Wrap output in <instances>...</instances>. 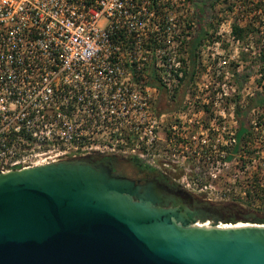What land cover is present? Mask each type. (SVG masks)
<instances>
[{"label": "built area", "instance_id": "obj_1", "mask_svg": "<svg viewBox=\"0 0 264 264\" xmlns=\"http://www.w3.org/2000/svg\"><path fill=\"white\" fill-rule=\"evenodd\" d=\"M196 20L190 0H0V171L117 154L203 201L264 198L255 109L237 137L247 98L227 104L195 63L180 106L157 110L154 83L171 95L192 67Z\"/></svg>", "mask_w": 264, "mask_h": 264}, {"label": "water", "instance_id": "obj_2", "mask_svg": "<svg viewBox=\"0 0 264 264\" xmlns=\"http://www.w3.org/2000/svg\"><path fill=\"white\" fill-rule=\"evenodd\" d=\"M163 191L85 157L0 171V264H264V223Z\"/></svg>", "mask_w": 264, "mask_h": 264}, {"label": "rangeland", "instance_id": "obj_3", "mask_svg": "<svg viewBox=\"0 0 264 264\" xmlns=\"http://www.w3.org/2000/svg\"><path fill=\"white\" fill-rule=\"evenodd\" d=\"M257 1V0H256ZM191 5L196 9V29L201 24L212 19L213 26L207 25L206 32L207 38L204 40L202 47L210 46L209 51L214 52V56L210 52L197 53L196 57V78L198 81L202 80L210 83L211 87H228L229 94L227 97V104L237 102L241 97L249 98L248 92L264 91V79L259 80V58L260 54L264 53V26L259 27V33H250L245 41H237L229 34L230 24L232 19L237 17L235 12H229L227 5L223 1H218L214 11L209 6V1L204 0H190ZM204 4L203 8H199ZM238 15L240 22H244L245 14ZM213 35V36H211ZM247 42V43H246ZM218 52V53H217ZM189 55V54H188ZM189 59L191 56L189 55ZM218 57L225 59L227 62L224 67L218 68ZM198 64V66H197ZM211 65L210 69H206L207 65ZM259 70V71H258ZM233 74L229 78H225V72ZM240 72L247 75V80L240 86L235 79L236 74ZM225 83V86L223 85ZM256 121L264 124V114H260L259 109L255 108ZM202 202H207L214 206L215 210L219 213L234 211L241 214H248L247 222L255 221L256 217L264 218V198H240L229 197L225 199H212V201H203V197L195 196ZM243 222V220H239ZM238 223V222H237Z\"/></svg>", "mask_w": 264, "mask_h": 264}, {"label": "trees", "instance_id": "obj_4", "mask_svg": "<svg viewBox=\"0 0 264 264\" xmlns=\"http://www.w3.org/2000/svg\"><path fill=\"white\" fill-rule=\"evenodd\" d=\"M209 1V6L212 9V12L214 11V8L218 1H223L226 3V7L229 12H235L237 14V17L232 19L230 28H231V34L234 39L237 41H245V39L250 35L252 32L259 33V27L264 26V0H204V2ZM204 4H201L199 8H203ZM245 14L244 22H240L238 19V15ZM207 25L210 27L213 26L212 19L205 22L203 25H199L196 33L190 37L189 40L186 41V45L188 46L191 56V69L188 74H186L185 78L181 82L178 90H176L175 93L169 95L164 87L161 85L156 84L159 87L160 94L156 102L157 110L158 112L171 109V108H177L181 104V100L183 97V94L185 92V89L187 85L191 82L192 76L194 75V66L195 61L197 57V50L198 48L203 44L204 40L207 38V32L206 28ZM213 36V35H211ZM247 43V42H246ZM259 80L264 79V53L262 52L260 54L259 58ZM258 70V71H259ZM247 75L243 73L238 72L236 74L235 79L237 80L238 84L240 86L243 85V83L247 80ZM259 109L261 112L260 114H264V91H256V93L249 97L245 103L244 106H237L236 107V117L239 122V129L237 132L238 139L241 138L244 134L248 133V121H247V114L250 109ZM220 216L225 221L230 222H237L239 220L246 221L249 218L248 214H241L237 211H227V212H219ZM255 221L263 222L264 218L256 217L254 219Z\"/></svg>", "mask_w": 264, "mask_h": 264}, {"label": "flooded vegetation", "instance_id": "obj_5", "mask_svg": "<svg viewBox=\"0 0 264 264\" xmlns=\"http://www.w3.org/2000/svg\"><path fill=\"white\" fill-rule=\"evenodd\" d=\"M85 158L93 164L107 165L112 174L117 176H124L130 179H134L137 182L143 183L146 180L157 179L164 185V194L171 197H178L181 192H184L180 187L174 184L173 181L161 177L157 172L147 168L143 164L136 162L132 158L123 157L117 154H90ZM193 207L206 208L212 212H217L214 206L206 204L201 200L193 197ZM218 213V212H217Z\"/></svg>", "mask_w": 264, "mask_h": 264}, {"label": "bare ground", "instance_id": "obj_6", "mask_svg": "<svg viewBox=\"0 0 264 264\" xmlns=\"http://www.w3.org/2000/svg\"><path fill=\"white\" fill-rule=\"evenodd\" d=\"M250 222H247L246 224H249ZM210 222L209 221H206L205 223H201V225H209ZM244 224L243 222H238L237 225H242Z\"/></svg>", "mask_w": 264, "mask_h": 264}]
</instances>
